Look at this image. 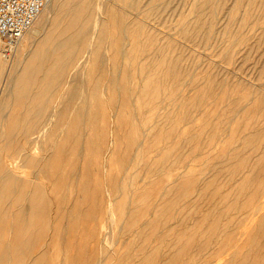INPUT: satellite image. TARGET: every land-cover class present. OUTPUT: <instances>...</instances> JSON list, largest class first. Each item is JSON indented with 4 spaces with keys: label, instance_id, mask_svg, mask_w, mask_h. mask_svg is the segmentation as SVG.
<instances>
[{
    "label": "rangeland",
    "instance_id": "1",
    "mask_svg": "<svg viewBox=\"0 0 264 264\" xmlns=\"http://www.w3.org/2000/svg\"><path fill=\"white\" fill-rule=\"evenodd\" d=\"M205 1L100 0L107 12L95 53L68 60L61 51V64L49 44L30 84L36 99H6L0 132L20 152L29 147L23 135H48L45 148L30 150L43 160H15L32 178L33 199L17 190L0 209L1 222L49 207L46 218L32 216L39 237L32 255L42 261L28 264H264V0ZM25 57L0 74V95L13 90ZM8 141L0 138V150L12 151ZM2 250L0 264H17L2 260Z\"/></svg>",
    "mask_w": 264,
    "mask_h": 264
},
{
    "label": "bare ground",
    "instance_id": "2",
    "mask_svg": "<svg viewBox=\"0 0 264 264\" xmlns=\"http://www.w3.org/2000/svg\"><path fill=\"white\" fill-rule=\"evenodd\" d=\"M49 1L50 0H48L47 2H46V4H45V6H44V8H43V10L41 11V13L39 14V16H38V18L35 20V22L33 23V25L31 26V28L24 34V36L21 38V40L18 42V44L16 45V48L13 50V52H12V54H10L9 56H4V55H2L1 54V56H3V57H1L0 58V74L3 72V71H5V69L7 70L8 68V71H9V73L10 72H14V71H16L17 70V66L19 65V64H21L22 62H23V59H24V57L28 54V59H27V61H26V63L25 64H27V67L26 68H24V69H22L21 70V75H18V76H16V77H14V79H12V80H14V83L12 84V91L11 92H3L1 95H0V110H1V108L3 107L2 105L4 104V103H7L6 102V99H8V97L10 98V97H14V99L16 100L15 102H20V100H21V98L23 97V96H28L29 98H31L33 101L36 99V94H38L37 92H32L31 90H34L35 89V87H32V86H30V84H31V82L33 83V84H35L36 83V77H35V72H37V74H38V71H40V68L38 69V66H40L39 65V62H38V59H42L43 58V56H45V54L43 55L42 54V52L44 53H46V51L48 52V45L49 44H51V43H54L53 45H54V48H53V51H54V55L56 56V57H58L57 58V60L62 64L63 62H64V56L62 57V53H61V51L63 52L64 51V53L66 52L67 53V55H68V60H71L72 58H73V56L78 52V51H83V52H87V53H95V51H96V48H97V46H99V44H100V28H101V25H102V23L105 21V18H103V17H101L102 15H105L106 13H105V11H106V8H107V5H103L102 3H100V0H99V2H98V0H95V4L94 3H92V5L94 4L95 5V7L93 8L92 7V5H91V2L90 1H88V0H51V2H50V4H49ZM94 1V0H93ZM92 1V2H93ZM121 1V0H120ZM123 1H125L126 2V0H123ZM128 1V0H127ZM102 2V1H101ZM204 2H206L205 0H204ZM208 2V1H207ZM104 4H106L105 2H104ZM53 6V8L55 9V13H54V15H53V17H52V20H51V22H49V20H48V22H46V20H44V19H46V17L43 19V17H44V15H45V12H47L46 10H47V8L48 7H50V6ZM93 5V6H94ZM104 6H105V8H104ZM52 7H50V9H51ZM49 9V8H48ZM54 9H53V11H54ZM204 9V8H203ZM115 10V9H114ZM109 11V10H108ZM107 12V11H106ZM113 12H115V11H113ZM112 12V13H113ZM118 13V12H117ZM120 14V13H119ZM49 15H50V13H49ZM109 15V14H108ZM114 15V14H113ZM118 15V14H117ZM107 16V15H106ZM106 16H104V17H106ZM110 17H111V15H110ZM118 17V16H117ZM49 18V17H48ZM106 19H108V18H106ZM117 19H119V18H117ZM188 19H189V22H191L190 21V18L188 17ZM201 19V18H200ZM110 20V19H109ZM187 20V19H186ZM185 20V21H186ZM198 21H199V19H197ZM115 21H116V19H115ZM197 21V22H198ZM200 23H201V21H199ZM106 23V22H105ZM116 23H117V21H116ZM120 23H121V21H120ZM125 23V22H124ZM184 24L186 23V22H183ZM182 23V24H183ZM107 24H108V21H107ZM122 24V23H121ZM197 24V23H196ZM195 24V25H196ZM105 25V24H104ZM118 25H119V23H118ZM125 25V24H124ZM123 25V26H124ZM194 25V24H193ZM194 25V26H195ZM201 25V24H200ZM186 26H188V22H187V25H185L184 27H186ZM192 26V25H191ZM190 26V24H189V27H186L188 30H189V28L191 27ZM127 27V26H126ZM125 27V28H126ZM124 28V27H123ZM128 30H130V29H128ZM127 30V31H128ZM187 30V31H188ZM58 31V32H57ZM131 31V30H130ZM184 32V31H183ZM182 32V33H183ZM188 32H190V30L188 31ZM58 33H59V36H61V39H60V41L57 43L56 42V39H59V38H57V35H58ZM123 33H126L125 31L123 32ZM129 33V32H128ZM191 33V32H190ZM189 33V34H190ZM127 34V33H126ZM185 34V33H184ZM186 34H187V32H186ZM185 34V35H186ZM127 35H129V34H127ZM187 36V35H186ZM128 39V38H127ZM58 41V40H57ZM56 42V43H55ZM127 43V42H126ZM46 46V47H45ZM51 46V45H50ZM154 46V45H153ZM51 48V49H52ZM164 49V48H163ZM165 50V49H164ZM52 51V50H51ZM100 51V50H99ZM81 53V52H80ZM41 55V56H40ZM39 56H40V58H39ZM47 56V55H46ZM46 56H45V58H46ZM48 56L50 57V53H48ZM55 56H53V57H55ZM27 57H25V58H27ZM167 57V56H166ZM159 58V57H158ZM161 58V57H160ZM176 59H177V57H175ZM174 59V58H173ZM176 59L174 60L175 62H176ZM48 60V59H47ZM90 60V59H89ZM161 60V59H160ZM163 60V59H162ZM169 60V59H168ZM168 60H166V61H168ZM171 60H172V58H171ZM178 60V59H177ZM61 61H63V62H61ZM173 61V60H172ZM25 62V61H24ZM165 62V61H164ZM164 62H163V64H164ZM169 62V61H168ZM178 62V61H177ZM59 63V65L58 64H56V66H61V64ZM166 63V62H165ZM173 65H175V63H173ZM177 65V64H176ZM24 66V65H23ZM164 67V66H163ZM165 68V67H164ZM175 68V66L173 67V69ZM63 71V70H62ZM34 72V76H33V73ZM19 73V72H18ZM30 74V75H29ZM84 77V76H83ZM56 78H59V77H56ZM64 78V77H63ZM80 78V77H79ZM78 78V79H79ZM84 78H86V77H84ZM39 79V78H38ZM99 79V78H98ZM76 80V79H75ZM81 79H79L78 80V82L80 81ZM83 80H85V79H83ZM86 81V80H85ZM98 81H100V80H98ZM76 82V81H75ZM81 82V87H82V80L80 81ZM84 82V81H83ZM77 83V82H76ZM76 83H73V85L72 86H74V84H76ZM96 83V82H95ZM99 83V82H98ZM87 84V83H86ZM100 84V83H99ZM99 84H98V86H99ZM77 87H78V85H76ZM80 86V85H79ZM86 86V85H85ZM98 86H97V88H98ZM38 88H41L42 87V85H38L37 86ZM75 87V86H74ZM73 87V88H74ZM100 87V86H99ZM71 88V87H70ZM70 88H69V90H70ZM78 89V88H77ZM82 89V88H81ZM98 90H99V88H98ZM85 91V90H84ZM86 91H87V88H86ZM74 91H72V93H73ZM71 93V92H70ZM80 93H84V92H80ZM90 93H91V91H90ZM79 94V93H78ZM97 94V93H96ZM48 96H49V93L47 94ZM71 96H72V94H70ZM75 95V93L73 94V96ZM86 95H88L87 93H86ZM70 96V97H71ZM72 96V97H73ZM77 96H80V95H77ZM76 95L74 96V98L75 97H77ZM82 96H84V95H82ZM82 96H81V99H82ZM69 97V96H68ZM72 97H71V99H72ZM85 97H87V96H85ZM84 97V98H85ZM46 98V97H45ZM73 98V99H74ZM79 98V97H78ZM84 98L82 99L83 100V102L85 101L86 102V99L84 100ZM264 98V97H263ZM13 99V100H14ZM81 99L79 100V99H77V100H79V102L81 101ZM98 99V98H97ZM96 99V100H97ZM29 100V99H28ZM75 100V99H74ZM76 100V101H77ZM89 100V99H88ZM262 100V99H261ZM13 102V101H12ZM25 102V101H24ZM45 102V101H44ZM43 102V103H44ZM88 102V101H87ZM77 103V102H76ZM258 104H259V102H258ZM10 105V104H9ZM85 105V104H84ZM260 105V104H259ZM6 106V105H5ZM46 106V105H45ZM85 106H87V104L85 105ZM7 108V107H6ZM23 108H24V106H23ZM83 108H85V107H83ZM258 108H259V106H258ZM10 109V108H9ZM38 109V108H37ZM77 110V109H76ZM86 110H87V108H86ZM38 111V110H37ZM21 112V111H20ZM43 112V111H42ZM41 112V113H42ZM70 112H71V110H70ZM76 112V111H75ZM84 112V111H83ZM33 113V112H32ZM31 113V114H32ZM81 113V112H80ZM3 114H1V116H2ZM21 116V115H20ZM17 120L19 121V119L17 118ZM41 120V119H40ZM26 122V121H25ZM31 122V121H30ZM258 122V121H257ZM256 122V123H257ZM76 123V122H75ZM19 124H20V122H19ZM18 124V125H19ZM25 125V124H24ZM23 125V126H24ZM40 125V124H39ZM259 125V124H258ZM4 127H5V124H1L0 123V129H4ZM19 127V126H18ZM261 127V126H260ZM264 127V126H263ZM12 128V127H11ZM38 128V127H37ZM23 129V128H22ZM39 129H40V127H39ZM17 130V129H16ZM15 130V131H16ZM37 130V129H36ZM35 130V131H36ZM261 129H259V131H260ZM32 131H34L33 129H32ZM35 131L34 132H32V133H28V134H25V135H23V137H24V139L23 140H25V145H28L29 147H28V150H26L25 148H22L21 149V152L18 150V147H20V143H18V142H16V140L15 139H12V136H10V135H7V134H4V132H0V138H4V139H8L9 141H8V144L7 145H9V146H11V148H12V151H9V150H6L5 151V149H4V151H2V148H1V150H0V209L2 208H5L4 207V205H5V199L6 198H8V197H10L9 195H12V194H15V193H17V190L19 191V195H17V196H19L20 198H26L27 200H29V199H33V197L31 196L32 195V193H31V195H29V192H30V189H28V187H29V185L31 184V180L30 179H32V178H29V179H24L23 178V175L21 174V171H22V173H24L25 174V172H23V170L24 169H22L21 170V165H17V164H15V160H17L19 157L18 156H21L22 157V159H23V162H25L24 163V165L28 162V159L29 158H31V157H37V156H35V155H33L32 154V151H30L31 149L32 150H34L35 151V149H37V148H40L41 147V145H42V147H43V141H45L44 139L46 138L47 140H48V138H47V136H45L44 134H42L40 131V133L41 134H38L37 136H34V137H31V135H33V134H35ZM38 131V130H37ZM36 131V132H37ZM8 132V131H7ZM39 132H37V133H39ZM43 132V131H42ZM252 132H254V131H252ZM252 132H250V133H252ZM21 133V132H20ZM255 133V132H254ZM260 133V132H259ZM258 133V134H259ZM247 134V133H246ZM245 134V135H246ZM257 133H256V135H258ZM12 135V134H11ZM20 135V134H19ZM19 135H17V136H19ZM255 135V136H256ZM259 135H262L261 133L259 134ZM258 135V136H259ZM16 136V137H17ZM45 136V138H43ZM255 136H253V137H255ZM15 137V136H14ZM22 137V138H23ZM50 137V136H49ZM21 138V139H22ZM259 139H258V142H260V136L258 137ZM50 140V139H49ZM263 140V139H262ZM55 141V140H54ZM54 141H53V143H54ZM48 142V141H47ZM51 142V141H50ZM256 143H257V141H255ZM42 143V144H41ZM49 143V142H48ZM5 144V143H4ZM252 144V143H251ZM250 144V147L252 146ZM255 144V143H254ZM258 144V143H257ZM262 144V143H261ZM50 145V144H49ZM238 145V144H237ZM239 145H240V143H239ZM44 146H45V144H44ZM245 146V145H244ZM261 146V145H260ZM2 147V146H1ZM23 147V146H22ZM239 147V146H238ZM253 147V146H252ZM251 147V148H252ZM258 145L256 146V148L258 149ZM262 147V146H261ZM5 148V147H4ZM43 148H45V147H43ZM236 148V147H235ZM247 148H249V146L247 147ZM255 148V147H254ZM253 148V149H254ZM24 149V150H23ZM42 149V148H41ZM252 149V150H253ZM23 150V151H22ZM38 150V149H37ZM36 150V151H37ZM44 150V149H43ZM45 150H47V148L45 149ZM233 150H234V148H233ZM239 150V149H238ZM246 150H248V149H246ZM245 150V151H246ZM259 150V149H258ZM242 153H244L243 151H244V149L243 150H240ZM236 152H239V151H236ZM250 152V151H249ZM260 152H262V151H260ZM260 152H258V153H260ZM17 153H19L18 155H16ZM234 153V152H233ZM246 153V152H245ZM253 154H256V153H254V150H253V152H252ZM240 154V153H239ZM45 155V154H44ZM236 155H238V153L236 154ZM258 155V154H257ZM40 156V155H39ZM50 156V155H49ZM49 156H47L48 158H49ZM238 156H241V155H238ZM237 156V157H238ZM252 156V155H251ZM249 157V160L252 158L253 160H252V162L254 161V156H252V157ZM44 156H40V157H37L35 160H37V159H42ZM233 157V156H232ZM17 158V159H16ZM45 158V157H44ZM43 158V159H44ZM32 159V158H31ZM42 159V160H43ZM230 159H231V157H230ZM230 159H226V160H224V163H226L228 160H230ZM236 159V158H235ZM235 159H233L234 161H235ZM244 159H245V157H244ZM255 159H257L256 157H255ZM30 160V159H29ZM42 160H40V161H42ZM47 160V159H46ZM232 160V161H233ZM247 160V159H246ZM246 160H244V161H246ZM258 160H260V161H258L259 163L258 164H260V166H262V167H264V153L261 155V158H259ZM226 161V162H225ZM243 161V163H245ZM18 162V161H17ZM22 162V163H23ZM48 162H49V159H48ZM236 162L238 163V161L236 160ZM247 162H249V161H247ZM250 162H251V160H250ZM19 163V162H18ZM33 163H35L34 161H33ZM41 163V162H40ZM46 163V162H45ZM229 163L231 164V166H232V163H235V162H230L229 161ZM241 164V166L243 165V167H244V165H246V167H247V165H248V163H246V164ZM21 164V163H20ZM38 164V163H37ZM256 164V163H255ZM258 164H257V166H258ZM32 165V164H31ZM27 166V165H26ZM25 166V167H26ZM36 166V165H35ZM229 166V165H228ZM230 166V167H231ZM233 166H235L234 164H233ZM238 166H240V164L238 165ZM240 166V167H241ZM251 166H253V164L251 165ZM250 166V167H251ZM256 166V167H257ZM230 167H227V168H230ZM240 167H238L239 169H241V171H242V168H240ZM24 168V167H23ZM40 168V167H39ZM235 168V167H234ZM237 168V167H236ZM249 168V167H248ZM258 168H259V166H258ZM255 169H257V168H255ZM254 169V170H255ZM42 170V169H41ZM229 170V169H228ZM246 170V169H245ZM253 170V171H254ZM259 170H260V168H259ZM25 171V170H24ZM236 171H237V169H236ZM235 171V172H236ZM240 170H238V172H239ZM257 171H258V169H257ZM256 171V172H257ZM261 172H262V169L260 170ZM255 172V173H256ZM264 172V171H263ZM263 172L261 173V174H263ZM233 173V172H232ZM250 173H252V172H250ZM254 173V174H255ZM240 174V173H239ZM243 174H244V172H243ZM257 174V173H256ZM255 174V175H256ZM230 175L232 176V174L230 173ZM241 175H242V173H241ZM235 176H236V174H235ZM254 176V175H253ZM252 175L250 176V177H253ZM257 176V178L260 176V175H256ZM255 176V177H256ZM30 177V176H29ZM241 177H243V176H241ZM241 177H240V179H241ZM255 177H253V178H255ZM252 178V179H253ZM35 178H33V180H34ZM252 179H249V181L250 180H252ZM257 180H259V179H257ZM248 181V182H249ZM254 181V180H253ZM252 182V181H251ZM257 181H256V178H255V183H256ZM260 182H261V180H260ZM244 183V182H243ZM253 183V182H252ZM37 184H39L38 182L35 184V185H37ZM42 184V183H41ZM190 184V183H189ZM189 184H185V185H189ZM242 184V183H241ZM247 184V183H246ZM245 184V185H246ZM251 184V183H250ZM33 185V184H32ZM32 185H31V187H32ZM46 185V184H45ZM183 186L182 187V189L184 188L185 189V187L186 186ZM260 185H261V183H260ZM40 186V185H39ZM38 186V187H39ZM43 185H41L40 187H42ZM190 186H191V184H190ZM189 186V187H190ZM262 186V185H261ZM171 187V186H170ZM173 187H175V186H173ZM172 187V188H173ZM245 187H247V186H245ZM250 187H251V185H249V189H250ZM255 187V186H254ZM168 188V187H167ZM43 189H44V187H43ZM48 189V188H47ZM177 189V188H176ZM176 189H174V190H176ZM181 189V190H182ZM186 189H187V187H186ZM184 190V191H187V190ZM253 189V188H252ZM258 189V191L261 189V187L259 186V188H257ZM32 190H33V188H32ZM168 190H169V188H168ZM167 190V191H168ZM171 190H173V189H171ZM180 190V192L182 193V191ZM263 190V189H262ZM47 191V190H46ZM164 191H166V189L164 190ZM244 191V190H243ZM251 191V190H250ZM173 192L174 191H172V193L171 194H173ZM189 192V191H188ZM264 192V191H263ZM35 193V192H34ZM164 193V192H163ZM170 193H169V195H170ZM178 193V192H177ZM181 193H179L181 196H182V194ZM185 193H187V192H185ZM249 193V192H248ZM165 194V193H164ZM167 194H168V192H167ZM176 194V193H175ZM258 195H259V193H257ZM47 195V194H46ZM46 195H45V197H46ZM169 195H167V196H169ZM180 195H177L178 196V198L176 199L177 201H178V199L181 197ZM249 195V194H248ZM262 195H264V193H262ZM13 196V195H12ZM48 196H50L49 195V193H48ZM180 196V197H179ZM15 197V196H14ZM13 197V198H14ZM176 197V196H175ZM175 197H173V198H175ZM184 197V196H183ZM37 198V195H35V199ZM182 198V197H181ZM180 198V199H181ZM185 198V197H184ZM179 199V200H180ZM183 199V198H182ZM9 200V199H8ZM7 200V201H8ZM10 200H11V197H10ZM46 200V199H45ZM45 200H44V202H45ZM15 201H16V199H15ZM15 201H13V202H15ZM25 201V200H24ZM175 201V200H174ZM174 201L172 200V202L171 203H174ZM177 201H175V202H177ZM26 202V201H25ZM9 203V202H8ZM18 203H19V201H18ZM263 203V202H262ZM16 204V203H15ZM20 204V203H19ZM23 204V203H22ZM32 204H33V200H32ZM46 205L47 204H45V206L43 205V207L42 208H39V210L37 211V212H35L34 214L35 215H37V216H39L40 218H46L45 216H46V212H45V210L47 209V207H46ZM171 205H173V204H171ZM5 206H7V205H5ZM15 206V205H14ZM20 206V205H19ZM18 206V207H19ZM28 206H30V205H28ZM126 206V205H125ZM9 207L10 206H8V209H9ZM25 207H26V205H25ZM262 207H263V205H262ZM23 208H24V206H23ZM28 208V207H27ZM46 208V209H45ZM49 208V207H48ZM17 209V208H16ZM15 209V210H16ZM26 209V208H25ZM24 209V210H25ZM14 210V211H15ZM24 210H22L21 212H20V214L18 215V216H16L14 219H11V218H8L7 217V215L6 214H4V212H3V216H5V217H3L2 218V220H1V222H0V237L2 238V241H3V244L2 243H0V248H3V252L1 253L2 255H1V259L2 260H5V261H11V260H15L16 262H17V264H26V261H27V259H29V258H31V261L33 262V263H35V262H41L42 260H41V258L39 257V256H36V254H34L36 257H33V250H34V247H35V241H37L38 239H39V237H37V235H35V231H36V229L34 230V225H35V223L37 222H34V220H33V217L32 216H34V214L32 215V216H27L26 217V214H29V213H26V212H24ZM261 210V209H260ZM11 211H12V209H11ZM30 211V210H29ZM28 211V212H29ZM47 211V213H48V209L46 210ZM258 211H259V209H258ZM262 211V210H261ZM260 212V211H259ZM259 212H258V214H259ZM2 213V212H1ZM90 213V212H89ZM255 213V212H254ZM12 214V213H11ZM90 214H94V213H90ZM89 214V215H90ZM258 214H256L255 215V218L257 217V215ZM14 215V214H13ZM48 215V214H47ZM92 215H90V217L92 216ZM94 216V215H93ZM126 216V215H125ZM259 216V215H258ZM13 217V216H12ZM124 218V217H123ZM252 218V217H251ZM254 218V217H253ZM259 218V217H258ZM126 219H128V218H126ZM257 219V218H256ZM111 220V219H110ZM109 220V221H110ZM123 220V219H122ZM158 220V219H157ZM250 220H252V219H250ZM261 221H263L264 220V217H262L261 219H260ZM252 221H255V220H252ZM260 221V222H261ZM111 222V221H110ZM154 222H156V221H154ZM130 223V221H128V222H126V224H129ZM112 224V223H111ZM125 224V225H126ZM148 224H152L151 222H149ZM165 224V223H164ZM51 225V224H50ZM133 225V224H132ZM261 225V224H260ZM110 226H112V225H110ZM124 226V225H123ZM249 226V225H248ZM251 226V225H250ZM249 226V227H250ZM256 226H258V224L256 225ZM263 226V225H262ZM130 227H132L131 225H130ZM249 227H248V229L247 230H249ZM257 228V227H256ZM261 229H262V227H261ZM263 229H264V226H263ZM48 230V229H47ZM47 230H45V231H47ZM255 230V229H254ZM259 229H257V231H258ZM254 232V231H253ZM252 232V233H253ZM256 232V231H255ZM259 232H261V230L259 231ZM258 232V233H259ZM264 232V231H263ZM47 233V232H46ZM244 233H246V232H244ZM257 233V232H256ZM239 237V236H238ZM253 238V237H255L254 236V234H253V236H250V238ZM38 238V239H37ZM252 238L250 239V240H252ZM41 239V238H40ZM43 239H47L46 237L45 238H43ZM236 244V243H235ZM240 244V243H239ZM242 244H243V242H242ZM242 244H240V245H242ZM246 245V244H245ZM244 245V246H245ZM236 246V245H235ZM234 247V246H233ZM239 247V246H238ZM45 248V247H44ZM43 248V249H44ZM46 249H47V247H46ZM41 250H42V248H41ZM45 250V249H44ZM37 251V250H36ZM112 251H114V250H112ZM39 253L38 254H40V252L41 251H38ZM48 252V251H47ZM155 252V251H154ZM49 253V252H48ZM47 253V254H48ZM111 253V252H110ZM114 254H115V252H113ZM152 252H150V254H151ZM68 254V253H67ZM112 254V253H111ZM147 254V253H146ZM149 254V255H150ZM153 255V254H152ZM152 255H151V257H152ZM63 256V255H62ZM144 256V255H143ZM233 256V255H232ZM48 257H49V255H48ZM61 257V256H60ZM63 257H65V256H63ZM63 257H61V258H63ZM144 257H146V256H144ZM150 257V256H149ZM34 258V259H33ZM43 258V257H42ZM68 259V258H67ZM148 259V258H147ZM46 260V259H45ZM116 260V259H115ZM29 261V260H28ZM27 261V264L29 263ZM216 261V260H215ZM149 262V261H148ZM222 262V261H221ZM229 262V261H228ZM10 263V262H9ZM8 263V264H9ZM13 263V262H12ZM61 263V262H60ZM141 263V262H140ZM43 264V263H42ZM49 264V263H48ZM66 264V263H65ZM142 264V263H141ZM221 264V263H220ZM224 264V263H223Z\"/></svg>",
    "mask_w": 264,
    "mask_h": 264
},
{
    "label": "built area",
    "instance_id": "3",
    "mask_svg": "<svg viewBox=\"0 0 264 264\" xmlns=\"http://www.w3.org/2000/svg\"><path fill=\"white\" fill-rule=\"evenodd\" d=\"M47 0H0V45L9 56L31 28Z\"/></svg>",
    "mask_w": 264,
    "mask_h": 264
}]
</instances>
